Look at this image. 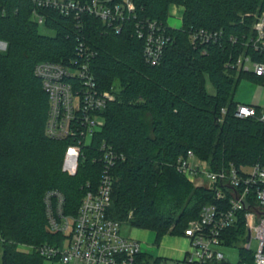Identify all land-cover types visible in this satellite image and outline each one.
<instances>
[{"label": "trees", "instance_id": "1", "mask_svg": "<svg viewBox=\"0 0 264 264\" xmlns=\"http://www.w3.org/2000/svg\"><path fill=\"white\" fill-rule=\"evenodd\" d=\"M134 2L138 20L163 23L172 37L158 66L145 61L144 41L138 39L134 22L118 31L85 16L81 25L57 10L38 8L35 0H0V42L8 45L0 52L2 264L49 261L30 248L53 244L59 237L48 229L45 195L60 191L66 212L76 214L88 184L96 187L100 182L102 164L94 158L102 143L126 157L116 169L110 216L132 228L155 231L157 244L168 234L184 236L202 207L213 202L211 191L195 187L179 173L180 157L192 150L214 169L264 162V123L236 117L239 103L234 101L243 78L264 79L227 68L233 46L194 47L190 42V33L200 28L241 39L242 19L249 23L248 16L262 10L264 0ZM172 6L184 8L179 29L168 25ZM35 11L44 18L42 24L35 20ZM40 25L56 34L42 35ZM80 41L97 52L92 70L99 88L114 89L117 98L104 113L106 124L92 150L74 139L46 135L49 98L34 74L43 61L69 63ZM207 76L214 95L205 90ZM244 232L241 226L233 237L238 240ZM142 259L145 264L163 261L148 254Z\"/></svg>", "mask_w": 264, "mask_h": 264}, {"label": "built area", "instance_id": "2", "mask_svg": "<svg viewBox=\"0 0 264 264\" xmlns=\"http://www.w3.org/2000/svg\"><path fill=\"white\" fill-rule=\"evenodd\" d=\"M35 4L74 17L79 24L85 16H93L119 31L125 23L134 22L138 39L144 41L145 61L151 66L162 63L172 43L163 23L138 20L134 0H35ZM34 18L39 24L44 22L36 11ZM248 18L249 23L242 19L245 32L241 39L225 31L200 28L190 33V42L194 47L233 46L235 54L231 52L227 68L264 79V8ZM96 56L86 41H80L69 63L43 61L36 65L34 74L49 98L45 129L49 138L74 139L80 147L94 149L93 140L106 124L104 113L117 99L114 89L103 91L98 86L92 70ZM226 113L222 109V114ZM235 115L264 123L262 108L239 104ZM97 150L99 157L94 162L102 164L99 184H88L76 214L66 212L63 193L48 191L44 199L48 229L59 237L53 244L30 248L49 261L63 264H145L142 256L147 253L141 242L125 235L123 224L110 216L116 169L126 157L107 143ZM176 168L195 187L211 191L213 202L202 207L199 218L185 231L191 243L186 257L170 264H231L223 249L237 247L242 241L245 245L236 264H264V162L214 169L190 150L178 159ZM241 226L246 232L236 240L233 234ZM253 241L257 242L255 252Z\"/></svg>", "mask_w": 264, "mask_h": 264}, {"label": "rangeland", "instance_id": "3", "mask_svg": "<svg viewBox=\"0 0 264 264\" xmlns=\"http://www.w3.org/2000/svg\"><path fill=\"white\" fill-rule=\"evenodd\" d=\"M175 8H171L170 12L171 14L168 17V25L172 28L179 29L183 26V15H184V8L178 7L177 15L174 14L173 10ZM39 32L42 35L47 36H54L56 33L53 29L48 28L46 25H40L39 26ZM8 48L7 43L0 42V52H6ZM205 90L208 94L214 95L215 94V88L208 78V76L205 78ZM234 101L236 103H239L241 105H248V106H254L264 109V82H258L251 80L249 78H243L241 82L239 83L235 95H234ZM90 139H88L89 142ZM133 217V211L129 215V219ZM123 223V233L125 235L131 236V233L133 229L128 223ZM153 236L155 235L152 232ZM153 241V240H152ZM245 243L242 241L239 243L237 247L232 248H225L223 249V252L225 253L226 257L229 259L231 264H236L239 262V251L240 248L244 247ZM142 250L143 252L147 253L148 255H152V251L154 249L155 244L154 241L151 243H142ZM21 250L28 251L26 247H20ZM257 249V242L253 241L252 243V250L255 252ZM1 248H0V264H2V254H1ZM171 262L167 260H163L162 264H170ZM46 264H63L59 261H47Z\"/></svg>", "mask_w": 264, "mask_h": 264}, {"label": "crops", "instance_id": "4", "mask_svg": "<svg viewBox=\"0 0 264 264\" xmlns=\"http://www.w3.org/2000/svg\"><path fill=\"white\" fill-rule=\"evenodd\" d=\"M174 14L177 15V6H172ZM171 12L169 13V15ZM152 232L155 234L153 236ZM128 236V235H127ZM142 243H151L154 241L156 247L152 251L155 258L167 260L169 262H176L183 260L190 251L191 243L185 236L165 235L157 244V233L145 229H133L131 236ZM153 240V241H152Z\"/></svg>", "mask_w": 264, "mask_h": 264}]
</instances>
